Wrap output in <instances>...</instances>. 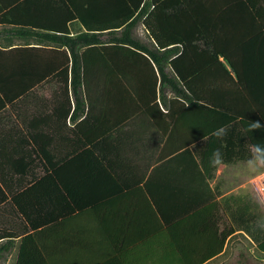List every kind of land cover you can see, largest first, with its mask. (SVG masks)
I'll return each instance as SVG.
<instances>
[{"label":"crops","instance_id":"obj_1","mask_svg":"<svg viewBox=\"0 0 264 264\" xmlns=\"http://www.w3.org/2000/svg\"><path fill=\"white\" fill-rule=\"evenodd\" d=\"M20 1L0 0V4L12 11ZM182 3L231 5L226 25L243 27L254 23L245 5H264V0ZM174 4L180 3L176 0ZM60 6L41 5L66 11ZM28 11L29 5H23L18 15L25 18ZM13 26L0 22V200L2 204L17 201L14 211L20 218L40 222L29 233L47 232L37 245L65 251L60 264H188L185 234H191L193 241L188 244L196 250L216 248V241L209 238L217 237L236 212L248 216L249 211H234L232 205L234 198L248 204L255 194L250 185L252 163L186 160L191 154L198 159L199 154L227 149L224 141L207 143L196 121L200 118L190 124L176 116L171 123L159 99L160 108L153 114V109L147 112L137 99L120 97L102 99L92 114L84 99V110L75 117L73 92L70 89L68 98L57 79L46 78L26 90V75L53 72L43 59L65 48L41 42L39 37L7 32ZM68 26L71 36L84 30L72 21ZM243 37L230 35L226 46L232 52L238 49L243 55L262 58L256 69L259 80L249 83L262 91V106L264 34ZM174 157L177 161L170 160ZM208 199L221 203L208 214L221 219L211 235L203 231L201 222L190 229L176 227L180 220L169 224L162 219L186 213L191 203ZM46 219L50 221L44 223ZM236 229L221 253L201 264H264V253L257 244ZM20 245L21 238L0 257V264H12V258L16 264Z\"/></svg>","mask_w":264,"mask_h":264},{"label":"trees","instance_id":"obj_2","mask_svg":"<svg viewBox=\"0 0 264 264\" xmlns=\"http://www.w3.org/2000/svg\"><path fill=\"white\" fill-rule=\"evenodd\" d=\"M175 1L22 0L12 11L0 4V22L14 24L7 32L20 37H39L41 42L65 48L43 59L47 63L44 65L53 72L26 75L27 91L46 78L57 79L68 98L70 89L73 92L75 117L84 110V99L88 100L89 114L101 105L102 99L119 97L137 99L140 106L146 107L147 112L153 109L154 114L155 108H160L159 99L171 123L176 116L185 118L190 124L200 118L196 121L202 125L207 143L226 142L227 149L220 151V156L215 157L217 160L249 161L250 151H255L250 149V144H264V105L259 102L262 91L249 84L259 80L256 69L262 58L243 55L238 49L230 51L226 38L242 35L245 40L264 34V5H245L254 23L232 27L226 25L231 5H184V0H178L180 4L175 5ZM23 5H29L25 18L18 15ZM41 5H62L66 11L49 10ZM71 21L84 30L71 36L68 26ZM139 24L149 34L152 45L135 36ZM56 69L59 72L55 73ZM256 122L261 127L252 130L250 124ZM221 127L228 129L223 139L212 135ZM197 157L191 154L186 160L202 164L214 160L213 154L208 153ZM170 160L177 161V158ZM211 202L212 199L191 203L186 213L162 219L169 224L180 220L176 227L187 225L190 229L201 222L203 231L211 235L213 227L221 224L220 218L209 216L221 203ZM2 203L0 200V257L21 238L16 264L65 261V251L37 245L47 232L29 233L38 228L40 222L20 218L14 211L17 201ZM232 206L234 211H249L248 216L241 217L236 212L229 218L228 226L217 237L209 238L216 241V248L196 250L188 244L193 241L191 234H185L184 260L188 264H201L220 254L236 228L247 233L257 249L264 253V215L251 214V207L236 198ZM183 214L187 217L178 219ZM49 221L46 219L44 223Z\"/></svg>","mask_w":264,"mask_h":264},{"label":"rangeland","instance_id":"obj_3","mask_svg":"<svg viewBox=\"0 0 264 264\" xmlns=\"http://www.w3.org/2000/svg\"><path fill=\"white\" fill-rule=\"evenodd\" d=\"M76 30V27H75ZM135 36L141 39L143 42L152 45V40L149 36V34L145 31L144 27L142 25H139L135 30ZM260 169V170H259ZM257 165H254L252 163V170L251 172H254V176L251 179V188L254 191V195L250 196V200L248 202V207H251V214H257V215H264V197H261L259 193L257 192L256 188L260 184V179L257 177L261 176L262 173H264V168H259ZM256 170L258 171L256 173ZM14 258H12L11 263L13 264Z\"/></svg>","mask_w":264,"mask_h":264},{"label":"clouds","instance_id":"obj_4","mask_svg":"<svg viewBox=\"0 0 264 264\" xmlns=\"http://www.w3.org/2000/svg\"><path fill=\"white\" fill-rule=\"evenodd\" d=\"M260 127L261 125L258 122L250 124V128L252 130L259 129ZM227 131H228L227 127H221L215 130L212 133V135L219 139H223V137L227 135ZM250 149H254L255 151H250L249 162L253 163L254 165H258L261 168H264V144L251 143ZM219 156H220V150L216 149L213 152V157L215 158ZM257 178L260 179V184L257 186L256 190L261 197H264V173H262L261 176Z\"/></svg>","mask_w":264,"mask_h":264}]
</instances>
